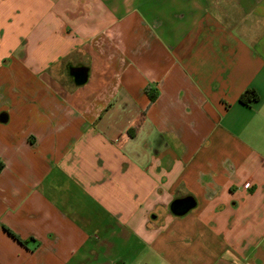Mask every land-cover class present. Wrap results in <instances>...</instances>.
Here are the masks:
<instances>
[{
    "label": "crops",
    "instance_id": "0c3cea01",
    "mask_svg": "<svg viewBox=\"0 0 264 264\" xmlns=\"http://www.w3.org/2000/svg\"><path fill=\"white\" fill-rule=\"evenodd\" d=\"M0 264H264V0H0Z\"/></svg>",
    "mask_w": 264,
    "mask_h": 264
},
{
    "label": "trees",
    "instance_id": "16d2710c",
    "mask_svg": "<svg viewBox=\"0 0 264 264\" xmlns=\"http://www.w3.org/2000/svg\"><path fill=\"white\" fill-rule=\"evenodd\" d=\"M146 92H148L152 101H155L157 98V93L152 91L151 88H146ZM252 100H258V94L254 90H246L240 97V102L244 104H249ZM15 238L19 239L15 233L7 229Z\"/></svg>",
    "mask_w": 264,
    "mask_h": 264
},
{
    "label": "water",
    "instance_id": "95a60500",
    "mask_svg": "<svg viewBox=\"0 0 264 264\" xmlns=\"http://www.w3.org/2000/svg\"><path fill=\"white\" fill-rule=\"evenodd\" d=\"M76 70H78V69H76ZM191 207V206H190ZM190 207H188V208H190ZM188 210V209H187ZM185 211H178L177 213L178 214H181V213H184Z\"/></svg>",
    "mask_w": 264,
    "mask_h": 264
}]
</instances>
